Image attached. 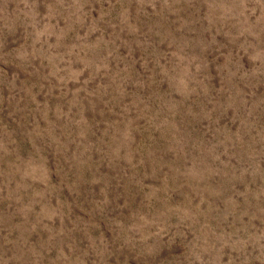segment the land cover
Wrapping results in <instances>:
<instances>
[{"label":"rangeland","instance_id":"374dc122","mask_svg":"<svg viewBox=\"0 0 264 264\" xmlns=\"http://www.w3.org/2000/svg\"><path fill=\"white\" fill-rule=\"evenodd\" d=\"M0 264H264V0H0Z\"/></svg>","mask_w":264,"mask_h":264}]
</instances>
